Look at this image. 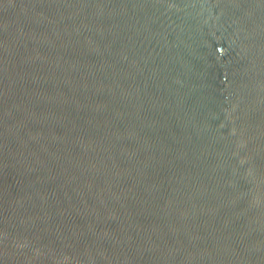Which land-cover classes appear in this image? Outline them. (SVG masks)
I'll use <instances>...</instances> for the list:
<instances>
[{
  "label": "water",
  "instance_id": "water-1",
  "mask_svg": "<svg viewBox=\"0 0 264 264\" xmlns=\"http://www.w3.org/2000/svg\"><path fill=\"white\" fill-rule=\"evenodd\" d=\"M0 264H264V0H0Z\"/></svg>",
  "mask_w": 264,
  "mask_h": 264
}]
</instances>
